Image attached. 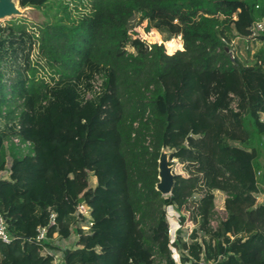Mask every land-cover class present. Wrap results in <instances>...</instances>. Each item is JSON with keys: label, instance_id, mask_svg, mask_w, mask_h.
I'll list each match as a JSON object with an SVG mask.
<instances>
[{"label": "trees", "instance_id": "obj_1", "mask_svg": "<svg viewBox=\"0 0 264 264\" xmlns=\"http://www.w3.org/2000/svg\"><path fill=\"white\" fill-rule=\"evenodd\" d=\"M85 1L0 25V264H264V0Z\"/></svg>", "mask_w": 264, "mask_h": 264}, {"label": "rangeland", "instance_id": "obj_2", "mask_svg": "<svg viewBox=\"0 0 264 264\" xmlns=\"http://www.w3.org/2000/svg\"><path fill=\"white\" fill-rule=\"evenodd\" d=\"M85 2H87V0ZM15 18L26 19L29 22L28 23L29 27L34 26V25H41L43 22L46 21V17L44 15V13L42 11L34 9V8L30 9V11L28 12L26 17H15ZM15 18H13V19H15ZM10 20H12V19L0 21V25L1 24L4 25ZM139 35L142 38H144L145 40H147L149 43H156V42L160 43V37L156 33L147 34L141 28V29H139ZM237 45H238V42L236 43V46ZM165 47H166V52L169 55H172L176 51L183 49V42L181 39H177V40H174L173 49H170L171 45H169L168 43L165 44ZM240 48L241 49H240V52L238 53V56L240 57V59L242 61H245L246 60L245 53L243 51L242 46ZM255 51L256 50L252 51V54H254ZM233 107L236 108V102L233 103ZM164 153H166L168 155V158H169V152L164 151ZM173 162H174V164L171 165V167L173 169V173L181 174L182 173V166L180 164H178V162L176 160H174ZM7 176H8V174L6 172L0 174V178H6ZM263 200H264V193L260 195L259 201L262 202ZM217 206H218V208L216 210L214 221H218L219 219L225 218V216H226L225 211L221 208V206H222V200L221 199L218 201ZM172 210H173V208H168L167 212H168V219L171 222V226L174 228V227H177V223L175 222V220L178 221L179 213H177L175 210H173V211ZM76 241H77L76 235H73L68 240L62 239L59 236H55V238L53 240V244L58 248V250L55 252V254H56L55 264L61 263L62 251L65 249H68V248H73L75 246ZM175 257H177V256H175Z\"/></svg>", "mask_w": 264, "mask_h": 264}, {"label": "water", "instance_id": "obj_3", "mask_svg": "<svg viewBox=\"0 0 264 264\" xmlns=\"http://www.w3.org/2000/svg\"><path fill=\"white\" fill-rule=\"evenodd\" d=\"M32 7L22 9L19 0H0V21L15 17H26ZM159 183L156 189L163 195L172 194L175 184L173 169L169 164V158L164 151L159 159Z\"/></svg>", "mask_w": 264, "mask_h": 264}, {"label": "built area", "instance_id": "obj_4", "mask_svg": "<svg viewBox=\"0 0 264 264\" xmlns=\"http://www.w3.org/2000/svg\"><path fill=\"white\" fill-rule=\"evenodd\" d=\"M260 32H264V22L263 21L257 22L253 28V35L254 36L259 34ZM100 85H101V80L99 77H97L96 81L94 82L95 89L98 90ZM261 120H262V122H264V113L262 114ZM14 142L16 144H19L18 139H14ZM23 147H25V146H23ZM78 212L81 213L82 215L86 216V217H89V215H90L89 208L84 204L79 205ZM175 222L177 223V227H175L174 232H173V227L171 226V222L169 220L170 227H171L170 232H171L172 241H174L176 232L180 228L179 217H178V221L175 220ZM212 225L216 226L217 225L216 221H213ZM46 234H47L46 229H44V228L40 229L39 230V236L37 237V240L39 242L45 241L47 239ZM12 240H13V237L8 232L6 220H5L4 216L2 215V213L0 212V241L3 242L4 244H10L12 242ZM175 256H177V257H175ZM173 257H174L175 261L177 262V264H181L179 254L176 252V250H173Z\"/></svg>", "mask_w": 264, "mask_h": 264}]
</instances>
